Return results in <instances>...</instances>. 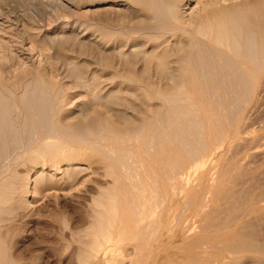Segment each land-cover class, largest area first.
Wrapping results in <instances>:
<instances>
[{
  "label": "bare ground",
  "instance_id": "1",
  "mask_svg": "<svg viewBox=\"0 0 264 264\" xmlns=\"http://www.w3.org/2000/svg\"><path fill=\"white\" fill-rule=\"evenodd\" d=\"M40 1H42L40 3L45 2L50 6L52 4L54 9L51 8L54 10V13H57L59 18H68V20H72L69 19V16L74 15V13L75 15L78 14V22L73 24L63 23L62 26H59V29L66 31L70 26L73 28L77 24L78 26L82 25L84 31L88 30L91 32V35H96V37H94L97 38V40L93 43H86L85 40H78L75 43H73L74 41L72 42L73 44L80 45L81 43L83 45L85 43L90 44V48L87 45L89 51L88 49H85L86 51L83 49L86 46L83 47V45H79L80 55L85 54L88 63H97L100 66L103 65L108 73L107 75L110 74L111 76L109 77L110 80L113 82L115 79L128 81L130 84H133L134 91H145L143 93L141 92V95H148L150 98H155L157 101L152 105H147L149 109L146 116L136 124L134 132L132 130L136 138H142L141 140H143L142 142L138 141L139 144L141 142L140 145L138 144L139 146L126 145L125 142L127 141L128 143V140L124 138L125 136L121 135L123 133L122 129L108 122L98 123L96 127L99 128V131L93 130L91 127L93 126V122L91 124H86V121H83V116L78 122V126L68 123L62 124L59 121V117L67 110L66 105L69 103V98H63L64 92H60V84H58V89L57 83L52 80L53 78L48 79L44 76L38 64L39 62L35 63L33 61V63H31L33 65L26 67L28 64L25 57L18 55V57L16 56L17 58H15L16 63L13 66L9 67L4 65L5 63L2 64L3 62L0 63V168L3 158H7V156L13 153V151L8 150V148L10 146H23L22 143H24V141H28L31 149L26 151V153L24 152L25 155H23L26 158L29 157L27 159L28 162L37 163L42 159L46 161V158H48L53 167L52 169L55 171L61 169L59 165L62 162H68L64 170V175H68L69 177L67 178L69 179L76 176L75 173L79 168L73 167L71 164L76 162L80 156L98 155L100 160L107 165L109 173L115 177L116 181L114 185H116V187L113 186L114 189L111 188L112 191L106 192V195H102L103 197L101 196L95 201L97 207L96 216L94 217L92 230H90L93 235L92 246L89 244L92 248L90 249V247H88L90 251L86 248L89 253L85 250V252L88 253H85V256L90 255L95 257L103 251V249L107 250V252H114V247H108L109 245L107 246L106 244L114 242L113 236L118 235V237L122 239L139 240L141 246L137 248H141V254H139L140 251H138V255L136 253L135 257L138 256L137 259L141 261L140 258L143 256L146 260L149 256L147 253L153 250L152 245L154 242L157 243V241H160V239L166 235L172 237L179 235L176 231L179 224L174 222V218L172 217L173 206H171L172 199L175 200L178 194H180V192L178 193L179 188L177 183L174 180L175 177L179 176V174L184 171L188 172L195 158V161L202 160V162L197 165L202 166L205 162L204 156L206 154L217 153V146L219 143L227 140L225 132L218 127L219 123L216 121L218 120L217 107L220 108L223 104L228 106L234 104L237 109L241 108L243 104L255 94L261 80H264V11L257 13L255 12L256 10L252 11L251 8L244 10L240 9L236 7L238 5L235 6V4L228 6L223 3L226 0ZM193 2H195L194 5H192ZM86 3L96 7L100 16L93 15L95 17H91L90 19L86 14L84 15L81 8L83 4ZM49 18L51 17H48V19ZM29 23L30 24L27 25L25 24L26 29L30 32L36 30L35 18ZM11 29L13 28L11 27ZM3 31L7 30L0 27V33H3ZM2 33L0 35V48L1 50H5L7 46L11 45V39L14 38L10 40H8V38L5 39ZM64 38L70 40L69 33L68 35H63L62 39L64 40ZM58 45L62 46L63 44L60 42ZM69 46L70 44L61 48L66 51V48L71 47ZM69 51H71V48ZM44 52H42L43 55ZM4 54H6V52ZM14 55H11V57H14ZM2 57L6 59L9 56L1 55L0 58ZM72 63L73 62L70 64ZM73 64L72 66L75 67L69 69L72 70L73 77L79 78L81 76V70L79 71V67H77L78 64ZM140 65L143 66L142 69L138 68ZM95 77V80L101 78L99 74ZM141 82L150 84L170 82L172 85L156 87L147 84L144 85ZM96 84L97 83H95V86ZM112 91V94H110L114 96L113 94H116L119 90ZM98 94L100 93L98 92ZM110 94L109 96H111ZM115 98H117V96ZM200 101H204V103L201 104ZM81 115L82 114L78 116ZM213 120L218 128H209V124L212 123ZM127 131L125 132L126 134L130 132V130L128 133ZM92 136L97 139L108 138L109 140L110 138L111 140L106 141L110 143V146L105 144L97 145L98 143L96 142V149L94 146L95 142L92 144ZM132 137L129 138L132 139ZM49 138L53 140L49 141ZM118 138H120V141ZM85 139H91V141H89V143L85 142L86 144L84 145L78 144V141L82 143L81 140L86 141ZM116 140L120 142L119 145L116 144ZM111 142L112 144L114 142L116 145H112ZM148 142L153 144L154 147H152L154 149L156 147V150L154 152L152 151L153 153L150 152V154H153V160L156 165L151 162L148 163L146 174H150H147V177L142 175V170H140V175L137 173V170L135 176L132 175V177H130L131 173L128 176L126 171L123 172L121 169L122 164L124 165L128 162L126 160L129 159L127 158L129 156H137L141 159L143 154H147L151 151L149 145L145 146ZM16 143L20 145H15ZM20 147L19 149H21ZM111 150L118 153L116 157L112 156ZM28 162L26 164H28ZM12 163L14 165V161ZM128 163H130V160ZM128 163L126 164L129 165ZM133 164L132 166H134ZM15 171L16 170L3 175L5 171L2 172L0 169V178L4 176L0 180V222L3 221V216L6 213L10 212L14 207H17L16 205L22 207V205L26 204L23 202L24 199L23 201L20 200L22 202H15V198H18V196L15 197L17 192L26 194L31 192L32 180L30 175L26 176L25 174V176H22L18 174L20 173L19 171L18 173ZM45 174V171L41 170L37 177L33 179V191H35L38 186H41L44 190H46L45 188L48 185H52L51 188H53V184H55L57 179H55V176L52 174ZM127 177L128 179L131 178V182L126 184V186L125 182H127ZM204 177L205 173L203 174V178ZM188 185L189 181H187V186ZM184 190L189 193L188 197L192 200L190 203H195L201 193L194 185L188 186V188L184 187ZM20 199L22 198L20 197ZM18 200L19 199H17V201ZM160 205H162V207L159 210L158 207ZM198 209L196 208L195 210L197 211ZM230 228L227 229V232L224 228V231L229 234L231 233V231L229 232ZM236 229L240 230V227ZM189 230L190 229L186 227L181 228V231L185 234H183L184 236L182 235L183 242L188 237L186 234H190L188 233ZM239 230H237V232H239ZM210 231L211 230L208 229V232ZM243 231L239 232L241 236L246 234H242ZM221 233L220 238H223L222 236H225L226 233ZM235 233H233V235L236 237L238 233H236L237 235ZM231 234H229V236ZM204 235H207V233ZM227 236L228 235H226L227 239L232 237ZM249 236H251V234ZM246 237L248 238V235ZM206 238L209 240L207 236ZM244 238L245 237L242 239ZM247 238L243 243L239 241V244L232 241L233 239L236 240V238H232L230 239L232 242L228 240L225 242L222 241V243L228 242L220 246L221 240H217L218 242L213 241L214 245L217 242L216 247L219 248L217 249L218 251L221 250L220 253L225 250L232 252L234 249L235 251V248L239 246L243 248L251 246L252 249H249L255 252L259 257L258 259L262 261L261 264H264V246L256 242L255 238L254 241H249ZM173 240L171 239V241ZM238 240H240V238ZM258 240L259 239H257V241ZM171 243L173 244L174 241ZM214 245L212 244V246ZM164 246H168V244ZM173 246H171V248ZM201 251L195 252L194 250L195 253L190 251L194 253L189 254L195 261L189 260L190 262L188 264H204L205 260H211V258L214 257L205 256V254L201 256V254L205 252ZM217 255L221 258L220 254H216V256ZM218 257H215V260L218 262L214 264H227L229 262L226 263L225 260ZM201 259H204L203 263H200ZM138 260H136V262ZM232 262L230 264H232ZM153 263L155 262H152V264ZM234 263L236 264V261ZM0 264H15L7 256L1 239Z\"/></svg>",
  "mask_w": 264,
  "mask_h": 264
},
{
  "label": "rangeland",
  "instance_id": "2",
  "mask_svg": "<svg viewBox=\"0 0 264 264\" xmlns=\"http://www.w3.org/2000/svg\"><path fill=\"white\" fill-rule=\"evenodd\" d=\"M40 2L42 1L0 0V27L4 30H7L1 33L5 36V39L8 38V40H10L11 38H14L11 39V45L7 46L5 50H1L0 48L1 55L9 56L6 59L3 57L0 58V63L3 62L2 64L5 63L4 65H7L9 67L13 66L16 63L15 58H17L18 55L25 57L28 64L26 67H28L29 65H33L31 64L33 63V61L35 63L39 62L38 64L41 67L44 76L48 79L53 78L52 80L56 82L57 85L60 84V89L59 85L58 89L61 93L64 92L63 98H69V103L66 105L67 110L61 114V118L59 117L60 123L74 124L78 126V122L83 116L84 120H82L84 122L86 121V124H91L93 122V126L91 127L94 131H99V128L96 127L98 126L97 124L108 122L122 129L123 133L121 135L125 136L124 138L128 140V143L127 141L125 142L126 145L137 146L139 144L138 141L142 142L143 140H141V137V139H139L138 137L136 138L132 133V130L134 132L136 124H138L141 119L146 116V113L149 109V106L147 105H152L156 103L157 100L155 98H150L148 95H141L145 91H134L133 84H130V82L128 81L115 79L113 82L109 79V77L111 76L110 74L107 75L108 73L103 65L100 66L97 63H88L86 61L85 54L80 55V46L83 44L81 43L80 45L73 43L77 42L78 40H85L86 43H93L95 42V40H97V38H95L96 35H94V37L88 30L84 31L82 25L78 26L77 24L73 28H71V26L69 25L70 29L68 28L66 29V31H63V29H59V26H62L63 23L73 24L78 22V14H76V16L74 13L75 16H69V19L72 20H68V18H59L57 16V13H54V6L52 4L50 6L45 2ZM223 3L228 6L232 4H235V6L238 5L236 7H239L243 10L251 8L252 11L256 10L255 12L257 13L264 11V0H226ZM46 4L48 5V7ZM194 4L195 2H193L192 5ZM81 10L83 11V14H86L90 19L91 17H95L93 15L100 16V14L96 10V7L92 6L89 3L83 4ZM48 17H51L49 18L51 21L48 19ZM34 18L35 25L38 29L36 28V30L30 32L28 29H26V25L30 24L29 22H31V20H33ZM11 27L13 29H11ZM68 33L71 41L65 38L64 40L67 41H64L62 37L63 35H68ZM54 41L56 42L52 43ZM60 42H62V46L58 45ZM86 43L83 45V47L86 46L83 49H88L89 51L90 44ZM68 44H70L71 46H69L71 48V51H69L70 48H66V51L65 49L61 48L63 46L66 47ZM87 45L89 48L87 47ZM41 49L44 50L42 51ZM31 51L32 53L30 54ZM5 52L6 54H4ZM42 52H44V55ZM11 55H14V57H11ZM71 62L78 64L77 67H79V71L81 70V79L80 77H73L72 70L69 68L73 69L75 66L73 67V63L70 64ZM138 68L142 69L143 66L140 65L138 66ZM97 74H99V76L101 77L99 78L100 81L98 78L96 80L94 79L96 78L95 76ZM95 83H97L96 86ZM142 84L152 85L156 87L172 85L170 82ZM112 90H119L120 93L119 91H117V93L113 94L114 96H112ZM98 92L100 94H98ZM109 94L111 96H109ZM116 96L117 98H115ZM200 103L203 104L204 101H200ZM217 111L218 120L216 121H218L219 123L218 127L225 132L227 140L219 143V145L217 146V153L206 154L204 156L205 162L202 166H197L198 163L202 162V160L195 161V158L193 159L194 162L192 166L189 168L190 170L188 172H182L174 179L179 188L178 193L180 192V194H178L175 200L172 199V217L174 218V222H177L179 224L176 231L179 235H181L179 236L177 234L178 236L173 237L166 235L165 237L163 236L160 241H157V243L154 242L152 245V252L149 251L150 253H147L149 255L147 259L145 260L143 256L140 258V260L143 262L137 259L138 256L135 257L136 253L138 255V251H140L141 249L137 248L138 246H141L139 240L122 239L118 237V235L113 236L114 242L106 244L107 246L109 245L108 247H114L115 253L113 251H111L113 253L107 252V250L103 249V251H101L95 257H92L90 255L85 256V253L88 252L86 248L90 247L89 244H91L92 246L93 241V235L90 230H92L93 222L95 219L94 217L96 216L95 214L97 207L95 205V201L102 195H106V192L112 191V189H114L113 186L116 187V185H114L116 181L115 177L111 173H109L107 165L100 160V157L98 155H89L84 157L80 156V158L76 162H73V164H71V166L79 168L78 171H76L77 174L75 173L76 176L73 177L72 173V177L74 179L72 177V179H69L67 178L69 177L68 175H64V170L68 162H62L59 165L61 169L55 171L52 169L53 167L51 166V162L48 158H46V161L45 159H42L37 163L31 161H29L30 163L28 162L27 159L29 157L26 158L25 156H23L25 155L26 151L31 150L28 141H24V143H22L23 146L17 144L18 142L15 144L22 147L10 146L11 148L9 147L8 150L13 151L14 154L11 153L12 155H9L10 157L7 156V158H3L0 168L2 172L5 171L3 175H6L8 172H14V170H16L15 172L18 173L19 171L20 173L18 174L22 176H25V174L26 176L30 175L32 183L30 193L26 194L17 192L15 194V197L18 196L17 199H19L17 201V199L15 198V202L19 203L24 199L23 202L24 204H26L22 205V207L16 205L17 207H14L10 212L6 213L3 216V221L0 222V239L3 242L7 256L15 264H152V262H155L156 264H188L191 260H194L189 253L194 252V250L195 252H200L202 250L203 252H205L203 254L200 253L201 256L204 254L205 256H214L211 258V260L209 258V260H205L204 264H214L218 262L215 260V257H218L219 255L216 256V254H220L221 258H218L225 260L226 263L229 261L227 264H230L232 261V264L235 261L236 264H261L262 261L258 259V255L250 250L252 249L251 246H247V248L239 246L240 248H235V251L234 249L232 250L234 254L231 251L229 252V250H225L220 253L221 250H217L219 248L216 247V243L221 240V244H219L220 246L223 244H227L228 241H231L230 239L236 238L237 241L235 239H233L232 241H235L237 242L236 244H239L241 241V243L246 241V236L248 235L247 240L254 241L255 238L256 242L264 246V80H261L255 94H253V96H251L241 108L237 109L234 104H230L229 106L223 104V106H221L220 108L217 107ZM79 113L82 115L78 116L80 115ZM216 126L217 124L214 123V120L209 124V128H218ZM123 129L126 131L130 130V132L128 133L127 131L128 134H126V131H124ZM130 133L132 134L129 135ZM129 137H132V139H130ZM127 138H129L130 140ZM98 139L92 136V144L95 142L94 146L97 143V145L105 144L110 146V143L106 142L111 140L110 138L109 140L108 138ZM119 139L120 138H118V140ZM50 140L53 139L49 138V141ZM85 140L86 141L81 140L82 143H79L78 141V144L84 145L91 141V139ZM119 141L116 142L117 145L120 144ZM114 142L113 144L116 145ZM151 144V142H148L145 145H149V149L151 151L148 152L149 154L141 153L143 154L141 156V159H139L137 156L127 157L129 159H127L126 161L129 162L130 160L131 164L128 162L126 163H128L130 166L126 163L124 165L122 164L121 169L123 170V172L126 171L128 176L131 173L130 177H132V175L135 176V174L137 173L139 175L142 173L144 177H147L150 174H146L148 163L151 162L156 165L152 156V153L156 150V147L154 149L153 144ZM19 147L21 149H19ZM95 147L97 149V146ZM110 152L113 157H116L118 154L114 150H111ZM150 152L152 153L150 154ZM13 161L14 165L12 163ZM26 161L28 162V164H26ZM132 164L134 166H132ZM41 170L45 171V175H54L55 179H57V181L55 182L56 185L53 184V188H51L52 185H48L45 188L46 190H44V188H42L41 186H38L35 192L33 191V179L37 177L39 171ZM137 170L138 172L136 173ZM140 170H142L141 173ZM204 173L205 177L203 178ZM70 180L71 182H73L71 183ZM126 181L127 182H125V185L131 182V178L128 179L127 177ZM187 181H189L188 186L194 185L196 189L201 192L199 194V198L197 200L195 199V203H190V201L192 200L188 197L189 193L184 190V187L188 188ZM20 197L22 199H20ZM161 207L162 205L158 207L159 210ZM196 208H199L200 210L198 209L199 211H196ZM184 227L190 229L188 232L190 234H186L188 235V237L184 240L185 243L183 242L182 238L185 234L181 231V228ZM239 227L240 230L236 229ZM224 228L226 229V232L227 229L230 228L229 232L231 231L232 234L229 233L231 234L229 236V234L224 231ZM208 229L211 231L208 232ZM232 230L238 233L239 236ZM237 230H239V232H242L244 230L242 234H246L241 236V233L239 234ZM220 231L226 233H224L225 236H222L223 238H220ZM201 233H207V235ZM208 233L212 235L210 236ZM233 233H235L240 238V240H238L239 238L237 236L235 237ZM250 234L251 236H249ZM226 235H228L227 237H232L227 239ZM206 236L209 240H207ZM243 237H245V240L242 239ZM171 239H174L173 244L171 243L173 242L171 241ZM257 239L259 240L257 241ZM213 240H218L215 245ZM226 240L228 241L224 243ZM167 241L171 242L168 243ZM222 241L224 242L222 243ZM211 243L214 246H212ZM163 244H168V246H164ZM171 246L173 247L171 248ZM91 248L92 247H90V249ZM90 249L88 248L89 251ZM241 250L244 254L241 252ZM139 254H141V251L139 252ZM136 260L138 261L136 262ZM200 261V263H203L204 259H201Z\"/></svg>",
  "mask_w": 264,
  "mask_h": 264
}]
</instances>
